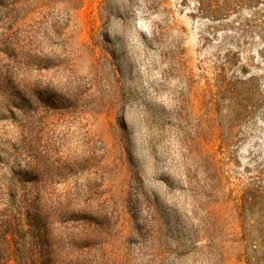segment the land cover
<instances>
[{"label": "rangeland", "instance_id": "1", "mask_svg": "<svg viewBox=\"0 0 264 264\" xmlns=\"http://www.w3.org/2000/svg\"><path fill=\"white\" fill-rule=\"evenodd\" d=\"M0 264H264V0H0Z\"/></svg>", "mask_w": 264, "mask_h": 264}, {"label": "trees", "instance_id": "2", "mask_svg": "<svg viewBox=\"0 0 264 264\" xmlns=\"http://www.w3.org/2000/svg\"><path fill=\"white\" fill-rule=\"evenodd\" d=\"M234 115H235V117L239 116L238 112H234Z\"/></svg>", "mask_w": 264, "mask_h": 264}]
</instances>
